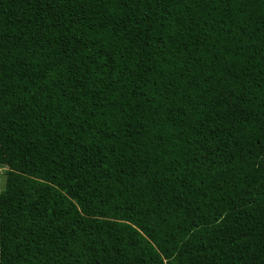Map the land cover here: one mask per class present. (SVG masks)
<instances>
[{"label": "trees", "instance_id": "16d2710c", "mask_svg": "<svg viewBox=\"0 0 264 264\" xmlns=\"http://www.w3.org/2000/svg\"><path fill=\"white\" fill-rule=\"evenodd\" d=\"M0 85V264H264V0H0Z\"/></svg>", "mask_w": 264, "mask_h": 264}, {"label": "snow or ice", "instance_id": "6c2138e0", "mask_svg": "<svg viewBox=\"0 0 264 264\" xmlns=\"http://www.w3.org/2000/svg\"><path fill=\"white\" fill-rule=\"evenodd\" d=\"M136 4L140 3V0H135ZM151 10V9H150ZM2 85H0V89H2ZM261 127H264V121L261 122ZM261 232L264 233V226L261 228ZM5 230L3 228H0V261L3 260V251H4V244H3V235H5ZM8 264H11L9 261Z\"/></svg>", "mask_w": 264, "mask_h": 264}, {"label": "rangeland", "instance_id": "374dc122", "mask_svg": "<svg viewBox=\"0 0 264 264\" xmlns=\"http://www.w3.org/2000/svg\"><path fill=\"white\" fill-rule=\"evenodd\" d=\"M7 167L0 165V190H3L5 186Z\"/></svg>", "mask_w": 264, "mask_h": 264}]
</instances>
